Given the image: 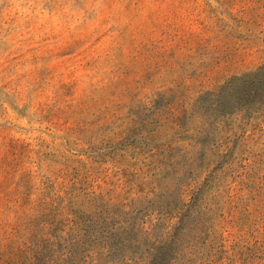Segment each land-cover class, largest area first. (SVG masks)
<instances>
[{
  "label": "rangeland",
  "instance_id": "rangeland-1",
  "mask_svg": "<svg viewBox=\"0 0 264 264\" xmlns=\"http://www.w3.org/2000/svg\"><path fill=\"white\" fill-rule=\"evenodd\" d=\"M0 264H264V0H0Z\"/></svg>",
  "mask_w": 264,
  "mask_h": 264
}]
</instances>
